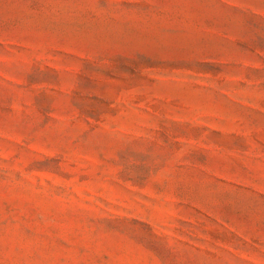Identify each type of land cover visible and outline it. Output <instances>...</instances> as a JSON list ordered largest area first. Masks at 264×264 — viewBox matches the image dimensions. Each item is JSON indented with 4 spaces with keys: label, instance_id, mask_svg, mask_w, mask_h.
Segmentation results:
<instances>
[{
    "label": "rangeland",
    "instance_id": "1",
    "mask_svg": "<svg viewBox=\"0 0 264 264\" xmlns=\"http://www.w3.org/2000/svg\"><path fill=\"white\" fill-rule=\"evenodd\" d=\"M0 264H264V0H0Z\"/></svg>",
    "mask_w": 264,
    "mask_h": 264
}]
</instances>
